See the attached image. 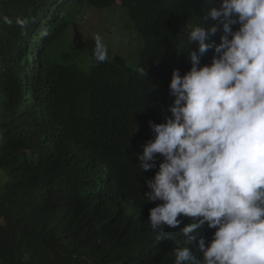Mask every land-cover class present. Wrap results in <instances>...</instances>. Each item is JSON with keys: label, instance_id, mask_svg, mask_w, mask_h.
I'll return each mask as SVG.
<instances>
[{"label": "trees", "instance_id": "1", "mask_svg": "<svg viewBox=\"0 0 264 264\" xmlns=\"http://www.w3.org/2000/svg\"><path fill=\"white\" fill-rule=\"evenodd\" d=\"M115 5L143 37L136 67L119 57L96 63L94 37L81 28ZM207 7V0H0V264H173L181 229L161 234L148 224L160 202L147 201L146 181L157 169L142 171L137 155L153 137L149 121L171 115V74L190 70L181 45ZM18 18L28 20L25 28Z\"/></svg>", "mask_w": 264, "mask_h": 264}, {"label": "clouds", "instance_id": "2", "mask_svg": "<svg viewBox=\"0 0 264 264\" xmlns=\"http://www.w3.org/2000/svg\"><path fill=\"white\" fill-rule=\"evenodd\" d=\"M207 4L181 45L190 70L171 74V115L149 121L153 137L137 155L142 171L157 169L145 196L160 203L147 222L161 234L181 229L173 264H264V0ZM94 41L93 60L107 61L103 37ZM137 72L148 76V68ZM205 228L214 230L210 240Z\"/></svg>", "mask_w": 264, "mask_h": 264}, {"label": "rangeland", "instance_id": "3", "mask_svg": "<svg viewBox=\"0 0 264 264\" xmlns=\"http://www.w3.org/2000/svg\"><path fill=\"white\" fill-rule=\"evenodd\" d=\"M81 28L87 36L100 34L108 46V60L123 59L130 67H136L144 47L143 37L136 31L129 11L119 5L111 9L99 10L89 16ZM85 20V21H86ZM209 27V21L206 22ZM81 33L80 28L77 35ZM2 178H0V182Z\"/></svg>", "mask_w": 264, "mask_h": 264}]
</instances>
